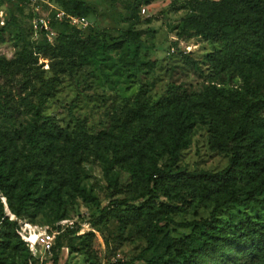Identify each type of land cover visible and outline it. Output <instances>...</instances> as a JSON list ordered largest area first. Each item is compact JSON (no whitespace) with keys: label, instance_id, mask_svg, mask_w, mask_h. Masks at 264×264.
<instances>
[{"label":"rangeland","instance_id":"1","mask_svg":"<svg viewBox=\"0 0 264 264\" xmlns=\"http://www.w3.org/2000/svg\"><path fill=\"white\" fill-rule=\"evenodd\" d=\"M81 1L94 12L87 19L90 29H83V38L94 31L105 32L112 38L109 40L112 47L107 54L100 51L93 60L77 59L67 66L51 63L42 56L37 64L20 57L25 46L36 50L57 45L64 28L53 24L52 20L46 26L37 22L40 17L53 19L61 10L56 0H38L35 5L28 3L23 5L21 12L7 0L0 10V30L6 24L10 27V32L0 42V97L13 100L12 109L0 116V154L5 159L4 164L8 165L13 157L19 160L26 152L22 131L34 122V116L22 99L27 95L37 103L43 83L53 86L48 92L45 115L53 117L69 133L77 131L78 120L88 128V147L77 157L80 188L88 197L63 185L57 173L58 166L54 165L53 170L43 169L37 173L36 201L17 221L48 228L58 235L78 228L76 235L68 233L60 240L62 248L56 252L59 264H146L153 258L163 264L184 262L189 253L177 258V247L170 242L181 247L180 242L190 237L186 249L195 250L201 231L193 233L192 228H181L178 224L208 219L214 203L192 198L179 190L170 195L157 193L153 198L156 209L163 204L169 205L173 221L161 224L163 233L157 237V247L140 261L149 234L150 218L146 212L125 217L114 210L116 217L106 224L93 225L99 207L113 208V202L134 196L141 188L133 165L116 167L111 176L117 179V187L110 186L102 160L104 146L113 140L116 127L125 119L137 123L143 118L142 111L158 104L193 103L200 96L218 91L222 92L220 97L242 94L246 99H263L264 48L257 49L258 54L252 62L222 70L207 62L206 56L214 48L204 38L180 40L178 50L173 45L180 38L185 18L192 14L189 4L196 0ZM136 38L140 44L132 43ZM182 54L198 61L200 70L187 63ZM186 139L189 144L182 151L176 169L189 173H218L227 167L230 155L212 147L209 121L198 117ZM156 144V152L151 155L163 166L170 161V156L159 148L158 142ZM137 150L138 147L131 150L130 157L136 159ZM55 153L59 154V149ZM5 201L1 193V204ZM142 204L143 201H139L131 206L138 208ZM238 211L222 213V219ZM245 212L253 220L264 223L263 207L248 205ZM57 215L62 219L56 220ZM9 231L0 220V264H41L39 258L53 264L51 255L30 250L28 255L22 248L15 249L18 243H8L4 239V233ZM202 264L213 262L207 259Z\"/></svg>","mask_w":264,"mask_h":264},{"label":"trees","instance_id":"2","mask_svg":"<svg viewBox=\"0 0 264 264\" xmlns=\"http://www.w3.org/2000/svg\"><path fill=\"white\" fill-rule=\"evenodd\" d=\"M56 1L59 8L70 16L88 19L94 13L81 0ZM6 2L0 0V5L4 6ZM11 3L19 12L26 5L25 0ZM189 7L192 14L184 20L180 38L173 43L175 49L178 50L180 40L202 37L214 48L206 56L207 62L229 70L252 62L258 54L257 49L264 48V0H196ZM52 23L64 28L57 45L36 50L25 46L20 53L21 59L37 64L42 56L51 63L67 66L77 59L83 62L93 60L100 51L107 54L112 47L109 45L112 38L105 32L94 31L83 38L85 31L69 27L67 21H56L55 15ZM9 28L6 24L0 30V42L10 32ZM132 43L141 42L136 38ZM182 55L187 63L200 70L198 61L190 55ZM52 89L53 86L43 83L37 103L27 95L22 99L28 112L34 116V122L22 131L26 152L19 160L13 157L8 165L4 164L5 159L0 154V194L6 198L4 207L0 202V220L11 230L4 233V239L8 243H18L14 248H22L28 255L29 248L18 234L17 220L24 217L31 203L36 201L37 173L43 169L53 170L57 165L61 183L88 197L80 188L77 158L88 147V128L78 120L77 131L69 133L53 117L45 115L48 92ZM221 94V91L211 92L193 103L176 101L166 106L158 104L146 108L137 123L127 118L119 124L113 140L104 146L102 160L110 186L117 187V179L111 176L116 167L133 165L141 188L136 195L113 202V208L99 207L93 225L106 224L110 218L116 217L114 210L125 217L146 212L150 218L149 234L140 261L157 247V237L163 233L161 224L173 221L169 216L171 207L163 204L157 210L153 198L157 193L170 195L179 190L192 198L209 200L214 206L208 219L178 224L181 228H192L193 233L201 231L197 238L199 245L195 250L186 249L190 237L180 242L182 248L170 242L177 247V258H184L187 252L189 256L184 262L168 264H202L207 259L213 264H264V223L253 220L245 212L248 205L264 208V98L246 99L242 94L220 97ZM11 101V97H0V116L12 109ZM198 117L209 121L212 147L230 155L227 167L218 173H189L175 168L189 144L186 134ZM157 142L159 148L170 156V161L163 166L151 155L156 152ZM136 147L135 159L130 157V152ZM58 149L59 154L55 153ZM139 201H143L141 207L131 206ZM233 209H238V213L222 219V213L229 214ZM7 212L16 220H11ZM61 219L62 216L57 215L56 220ZM77 231L78 228L66 230L56 237L50 254L53 264H59L56 252L62 248L60 240L68 233L76 235ZM47 263L48 259L41 261V264ZM146 264L163 263L153 258Z\"/></svg>","mask_w":264,"mask_h":264},{"label":"built area","instance_id":"3","mask_svg":"<svg viewBox=\"0 0 264 264\" xmlns=\"http://www.w3.org/2000/svg\"><path fill=\"white\" fill-rule=\"evenodd\" d=\"M8 1L17 2L19 0ZM37 2L38 0H25L26 4L30 3L35 5ZM2 8L4 9V7L0 5V10H2ZM36 11H38V8H36ZM51 20V18L46 19L45 17H40L37 19V22L42 26H46L50 23ZM55 20L68 21L74 27L80 30L86 29L90 25L86 18L70 16L62 10H58L55 13ZM11 220L16 219L14 217H11ZM18 223V234L31 252H40L43 255H50L52 253L58 233H52L48 228L40 227L27 221H18ZM40 260L44 261V259L42 258H40Z\"/></svg>","mask_w":264,"mask_h":264}]
</instances>
